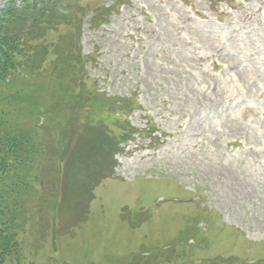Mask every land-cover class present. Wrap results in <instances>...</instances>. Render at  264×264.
Wrapping results in <instances>:
<instances>
[{
  "label": "rangeland",
  "instance_id": "374dc122",
  "mask_svg": "<svg viewBox=\"0 0 264 264\" xmlns=\"http://www.w3.org/2000/svg\"><path fill=\"white\" fill-rule=\"evenodd\" d=\"M78 3L87 88L124 100L110 108L114 124L104 122L123 141L81 222L47 234L37 253L19 237L25 261L117 264L169 244L192 264L263 259L264 0ZM41 99L28 95L23 112Z\"/></svg>",
  "mask_w": 264,
  "mask_h": 264
},
{
  "label": "trees",
  "instance_id": "16d2710c",
  "mask_svg": "<svg viewBox=\"0 0 264 264\" xmlns=\"http://www.w3.org/2000/svg\"><path fill=\"white\" fill-rule=\"evenodd\" d=\"M3 1L0 8V264H36L25 261L19 237L27 233L28 245L37 253L47 234L67 232L85 218L92 198L88 194L90 186L106 178L109 166L106 156L112 158L121 149L123 138L110 133L104 122L114 124L109 121L110 108L124 100L112 101L87 88L88 78L82 72L85 58L80 50L81 18L78 17L82 14L78 0ZM96 11L103 17L101 21L109 15V8ZM60 27H65V32L46 42L48 34ZM50 55L52 58L48 59ZM32 93L41 95V103L30 101V108L24 113L28 95L31 97ZM48 95L61 103L51 106ZM120 105L123 110L124 104ZM39 117L43 118L41 122ZM73 143L76 153L70 149ZM101 145L109 150L108 155ZM88 148L91 153L87 157ZM89 157L92 159H86ZM42 159L51 160L49 167H42ZM74 168L81 169V174L73 173ZM190 257L185 251L176 252L171 244L154 256L131 255L117 260V264H157L152 259H160L162 264H192L188 261ZM199 263L264 264V258L247 262L230 256Z\"/></svg>",
  "mask_w": 264,
  "mask_h": 264
}]
</instances>
